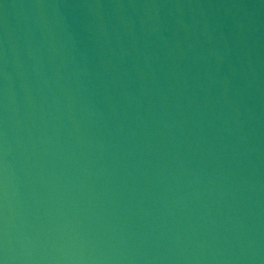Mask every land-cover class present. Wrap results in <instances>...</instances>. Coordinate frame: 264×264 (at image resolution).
Wrapping results in <instances>:
<instances>
[{
    "label": "water",
    "instance_id": "95a60500",
    "mask_svg": "<svg viewBox=\"0 0 264 264\" xmlns=\"http://www.w3.org/2000/svg\"><path fill=\"white\" fill-rule=\"evenodd\" d=\"M2 264H264V0H0Z\"/></svg>",
    "mask_w": 264,
    "mask_h": 264
},
{
    "label": "snow or ice",
    "instance_id": "6c2138e0",
    "mask_svg": "<svg viewBox=\"0 0 264 264\" xmlns=\"http://www.w3.org/2000/svg\"><path fill=\"white\" fill-rule=\"evenodd\" d=\"M0 264H2V262H0Z\"/></svg>",
    "mask_w": 264,
    "mask_h": 264
}]
</instances>
